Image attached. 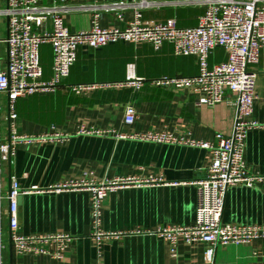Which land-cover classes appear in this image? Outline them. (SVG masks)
I'll use <instances>...</instances> for the list:
<instances>
[{"label": "crops", "instance_id": "0c3cea01", "mask_svg": "<svg viewBox=\"0 0 264 264\" xmlns=\"http://www.w3.org/2000/svg\"><path fill=\"white\" fill-rule=\"evenodd\" d=\"M165 1V0H160ZM95 0H69L65 23L73 31L89 29L93 14L99 12L103 27L121 26L124 19L115 11H103L83 4ZM188 6L162 4L143 10L145 24L176 17L183 26L195 25L203 6L193 18L179 11ZM51 22L47 23V28ZM42 79L52 78L53 51L49 43L40 47ZM228 52L216 48L210 64L227 60ZM135 74L152 79L164 75L191 76L199 72L195 55H176L171 42L155 48L150 42H111L105 46L79 47L70 74L55 91H37L16 101L17 117L9 119L4 97L2 135L12 133L39 135L54 130L70 135L60 141H35L18 144L11 159L2 163L1 179L5 189L17 178L22 188L40 189L18 197L19 233H68L76 238L63 259L46 255L18 254L13 249L12 264H264V239L249 243L214 245L213 261L205 257L206 243L187 244L181 240L177 255L156 234L160 227L191 225L196 219V181L207 175L211 162L208 149L184 144L155 143L118 138L116 132L133 133L167 130L202 140H215L218 132H233L237 108L227 101L213 106L198 104L199 95L190 89L175 90L146 85L95 88L85 93L72 92L70 84L125 80L129 65ZM257 71L253 116L264 123V48L254 68ZM228 96H234L231 92ZM128 105L136 108L132 124L124 121ZM81 127L115 132L77 134ZM247 169L264 174V126L251 129L245 149ZM88 173L97 181L123 176L150 174L162 181L154 184H130L108 193L104 200L102 229L120 235L105 240L102 256L91 237V194L86 189H57L68 178ZM2 231L7 241L3 264H10L9 201L2 203ZM222 221L232 224H264V184L252 187L243 183L230 186L225 194Z\"/></svg>", "mask_w": 264, "mask_h": 264}, {"label": "built area", "instance_id": "2783aa9c", "mask_svg": "<svg viewBox=\"0 0 264 264\" xmlns=\"http://www.w3.org/2000/svg\"><path fill=\"white\" fill-rule=\"evenodd\" d=\"M69 0H0V264L7 248V239L2 231L3 200L9 201L8 222L12 246L18 254L46 255L63 259L75 236L68 233L32 234L19 233L18 197L22 193L39 190L38 186L22 188L17 178H12L5 189L1 179L2 163L11 159L18 144L35 141H60L70 134L53 129L39 135L12 133L7 139L2 135L3 98L7 99L9 119L17 117L15 109L19 98L37 91H55L70 74L77 60L80 46L91 48L105 46L111 42L146 41L161 47L171 42L176 55H195L199 72L191 76L164 75L152 79L135 74L134 64L129 65L125 80L70 84L68 88L77 94L95 88L133 87L140 90L146 85L175 90L190 89L199 95L198 104L213 106L227 101L237 108L233 132L230 135L218 132L215 140H202L178 135L167 130L145 132H116L118 138L184 144L210 150L211 162L207 175L196 181L197 212L191 225H168L160 227L156 234L168 241L173 256L177 255L181 240L187 244L206 243L205 257L213 261L214 245L249 243L264 239V224H232L222 221L224 199L227 189L238 183L252 187L264 184V174L251 173L247 169L245 149L251 129L263 127L264 123L253 116L256 99L257 71L254 69L264 48V0H95L83 4L106 12L115 11L117 18L124 19V11L130 9L132 16L121 26L103 27L100 14H93L89 29L71 30L65 23L69 11ZM169 4L175 7L198 5L204 7L195 25H180L176 17L145 24L143 10ZM51 27L47 28V23ZM6 28V35L1 29ZM49 43L53 51L52 78L42 79L43 66L40 47ZM5 47V54L2 48ZM216 48L228 52L227 60L210 64L209 57ZM228 92L234 96H228ZM136 108L128 105L124 121L132 124L136 119ZM114 129L99 130L81 127L77 134H103ZM162 181L152 174L123 176L97 181L88 173L78 178H68L56 186L57 189H86L91 194L92 233L99 258L105 240L117 237L118 232L102 229L104 200L109 192L130 184H154ZM98 264H100L98 262Z\"/></svg>", "mask_w": 264, "mask_h": 264}, {"label": "rangeland", "instance_id": "374dc122", "mask_svg": "<svg viewBox=\"0 0 264 264\" xmlns=\"http://www.w3.org/2000/svg\"><path fill=\"white\" fill-rule=\"evenodd\" d=\"M199 11H200L199 7H196V5H190V6H188L187 8H185L183 10L181 9L179 12L181 14H185L189 18H193L197 13H199ZM1 34L2 35H6V28L3 27L1 29ZM2 54L3 55L5 54V47L2 48ZM4 106H5V104H4Z\"/></svg>", "mask_w": 264, "mask_h": 264}, {"label": "water", "instance_id": "95a60500", "mask_svg": "<svg viewBox=\"0 0 264 264\" xmlns=\"http://www.w3.org/2000/svg\"><path fill=\"white\" fill-rule=\"evenodd\" d=\"M9 242H10V264H12L13 263V246H12V240H11V238L9 239Z\"/></svg>", "mask_w": 264, "mask_h": 264}]
</instances>
